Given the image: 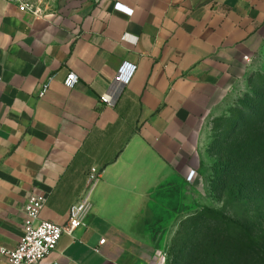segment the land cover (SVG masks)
I'll return each mask as SVG.
<instances>
[{"label": "crops", "instance_id": "0c3cea01", "mask_svg": "<svg viewBox=\"0 0 264 264\" xmlns=\"http://www.w3.org/2000/svg\"><path fill=\"white\" fill-rule=\"evenodd\" d=\"M21 2L39 13L0 1V247L18 245L31 195L47 199L40 220L64 224L95 167L84 225L40 264H166L195 214L206 123L263 46L264 0Z\"/></svg>", "mask_w": 264, "mask_h": 264}, {"label": "rangeland", "instance_id": "374dc122", "mask_svg": "<svg viewBox=\"0 0 264 264\" xmlns=\"http://www.w3.org/2000/svg\"><path fill=\"white\" fill-rule=\"evenodd\" d=\"M254 63L228 111L206 123L195 214L176 223L166 264H264V156L246 159L251 141L264 143V43Z\"/></svg>", "mask_w": 264, "mask_h": 264}, {"label": "built area", "instance_id": "2783aa9c", "mask_svg": "<svg viewBox=\"0 0 264 264\" xmlns=\"http://www.w3.org/2000/svg\"><path fill=\"white\" fill-rule=\"evenodd\" d=\"M6 3H19L21 11H39L30 3H22L21 0H0ZM119 9L129 11L120 5ZM79 82V76L74 71H70L64 80L65 87L72 89ZM123 75L115 79V89L118 85H124ZM102 102L114 106L116 103L115 90L108 91L101 98ZM196 171H191L187 180L193 181ZM101 178V171L95 167L91 168L87 177V190L85 195L73 204L68 213L67 221L64 224H56L49 221L40 220V214L45 206L47 199L42 195H31L26 202L23 211L25 222L23 235L18 245L13 249L0 247V255L3 257V264H40L57 247L63 234L73 235L76 230L84 225V221L91 205V193ZM101 240L100 244H104Z\"/></svg>", "mask_w": 264, "mask_h": 264}, {"label": "trees", "instance_id": "16d2710c", "mask_svg": "<svg viewBox=\"0 0 264 264\" xmlns=\"http://www.w3.org/2000/svg\"><path fill=\"white\" fill-rule=\"evenodd\" d=\"M254 130H256V127H253ZM256 140L258 141V139L256 138ZM256 141V142H257ZM255 141H251V143L249 144V152H248V155L246 157L247 161L252 157V156H256V157H260L263 159V154H264V143L262 142H258L256 143ZM242 148V147H241ZM258 153V155H257ZM255 159L256 158H253L252 160H249L248 163L249 164H253L255 163ZM264 160V159H263ZM191 219V218H190ZM188 220V219H187Z\"/></svg>", "mask_w": 264, "mask_h": 264}]
</instances>
